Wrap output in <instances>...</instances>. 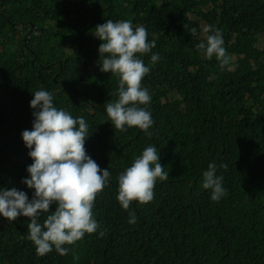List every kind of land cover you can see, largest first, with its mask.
Here are the masks:
<instances>
[{
    "label": "trees",
    "instance_id": "16d2710c",
    "mask_svg": "<svg viewBox=\"0 0 264 264\" xmlns=\"http://www.w3.org/2000/svg\"><path fill=\"white\" fill-rule=\"evenodd\" d=\"M109 19L144 27L155 42L136 54L150 69L141 87L151 99L139 106L151 113V137L138 127L116 129L106 113L120 78L100 71L103 41L94 32ZM216 30L230 57L223 68L196 48ZM262 39L264 0H0V188L34 195L22 183L33 163L22 132L33 128L38 90L51 93L58 110L83 117L86 152L110 172L92 209L97 231L65 244L67 255L54 246L37 255L29 218L0 215V264H264ZM148 146L168 179H157L152 201L125 210L119 176ZM213 162L227 190L219 201L202 187Z\"/></svg>",
    "mask_w": 264,
    "mask_h": 264
},
{
    "label": "clouds",
    "instance_id": "9594fccd",
    "mask_svg": "<svg viewBox=\"0 0 264 264\" xmlns=\"http://www.w3.org/2000/svg\"><path fill=\"white\" fill-rule=\"evenodd\" d=\"M210 31V27L204 28V32ZM196 33L197 29L192 28L191 35ZM94 35L103 41L99 46L100 71L120 78L118 100L105 104L111 124L121 131L127 130L125 125L138 127L151 137L152 133L148 131L153 124L151 113L139 106L148 104L151 99L148 90L141 87L150 69L136 54L149 53L155 48V42H148L144 27L133 30L132 22L126 20L113 22L109 19L96 26ZM223 44L222 34L216 30L196 48L209 60L215 56L223 68L230 63ZM158 59V54L151 55L153 63ZM30 106L35 109L33 128L24 130L22 138L33 163L27 167L30 178L23 179L22 183L34 189V195L29 200L24 191L0 188V215L8 221H15L20 216L29 218L28 239L36 246L37 255L51 252L53 246L60 255H67L69 249L63 247L65 244H75L85 233L97 231L99 225L93 218L92 209L110 172L109 169L102 170L86 152L85 143L89 137L83 117L74 119L67 111L58 110L53 106L52 94L46 90L36 91ZM159 161L157 148L148 146L119 176L117 200L125 210L132 201L140 204L152 201L157 179H168L169 173ZM222 181L223 176L217 175V164L210 163L203 173L202 187L211 190V200L219 201L226 195ZM53 204L55 210L43 223L38 222ZM129 216L128 222L135 224V213L131 212ZM103 235L101 231L100 236ZM73 258L78 259V256L74 253Z\"/></svg>",
    "mask_w": 264,
    "mask_h": 264
},
{
    "label": "rangeland",
    "instance_id": "374dc122",
    "mask_svg": "<svg viewBox=\"0 0 264 264\" xmlns=\"http://www.w3.org/2000/svg\"><path fill=\"white\" fill-rule=\"evenodd\" d=\"M260 48L264 49V39L261 40V43L259 44Z\"/></svg>",
    "mask_w": 264,
    "mask_h": 264
}]
</instances>
